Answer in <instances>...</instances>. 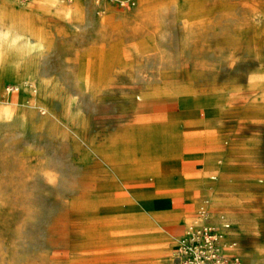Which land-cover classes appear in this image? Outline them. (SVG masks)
Returning a JSON list of instances; mask_svg holds the SVG:
<instances>
[{"label":"rangeland","instance_id":"obj_1","mask_svg":"<svg viewBox=\"0 0 264 264\" xmlns=\"http://www.w3.org/2000/svg\"><path fill=\"white\" fill-rule=\"evenodd\" d=\"M204 227L264 264V0H0V264H187Z\"/></svg>","mask_w":264,"mask_h":264},{"label":"built area","instance_id":"obj_2","mask_svg":"<svg viewBox=\"0 0 264 264\" xmlns=\"http://www.w3.org/2000/svg\"><path fill=\"white\" fill-rule=\"evenodd\" d=\"M196 236L205 245H201L200 242L194 243L196 237L192 239L193 242L190 248L193 250L194 260H190L187 264H241L235 255L223 256L219 253L217 247L218 235L215 230L204 227Z\"/></svg>","mask_w":264,"mask_h":264},{"label":"crops","instance_id":"obj_3","mask_svg":"<svg viewBox=\"0 0 264 264\" xmlns=\"http://www.w3.org/2000/svg\"><path fill=\"white\" fill-rule=\"evenodd\" d=\"M193 162H194V159L193 158H189L188 156L185 157L183 159V164L181 165V171L183 173V178H185V180L187 182H192L194 181L195 179H197L200 175L201 172H198L197 175H194V172L192 170V167H193ZM155 184V183H154ZM155 186V185H154ZM155 189H159L155 186ZM160 189H166V190H170V191H173L174 194H178V192H182L183 193V188H177V187H169V188H160ZM193 191V190H192ZM192 193V192H191ZM184 194V193H183ZM169 219V218H168ZM170 222L172 221H175V222H182V219L181 218H177V219H169Z\"/></svg>","mask_w":264,"mask_h":264},{"label":"bare ground","instance_id":"obj_4","mask_svg":"<svg viewBox=\"0 0 264 264\" xmlns=\"http://www.w3.org/2000/svg\"><path fill=\"white\" fill-rule=\"evenodd\" d=\"M206 220V219H205ZM202 223H200L199 225H201ZM195 225V224H194ZM225 227H227V225L225 226ZM221 233L220 234H222L223 236H226L227 234H225V232H222V231H220ZM228 232V231H227ZM228 236V235H227Z\"/></svg>","mask_w":264,"mask_h":264}]
</instances>
